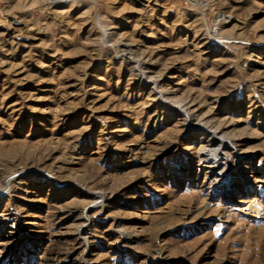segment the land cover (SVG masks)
I'll return each instance as SVG.
<instances>
[{"label": "rangeland", "instance_id": "obj_1", "mask_svg": "<svg viewBox=\"0 0 264 264\" xmlns=\"http://www.w3.org/2000/svg\"><path fill=\"white\" fill-rule=\"evenodd\" d=\"M51 1L0 0V264H264V0Z\"/></svg>", "mask_w": 264, "mask_h": 264}, {"label": "bare ground", "instance_id": "obj_2", "mask_svg": "<svg viewBox=\"0 0 264 264\" xmlns=\"http://www.w3.org/2000/svg\"><path fill=\"white\" fill-rule=\"evenodd\" d=\"M60 1L61 0H59V2ZM143 1L146 2L145 0H143ZM56 4H58L56 0L55 1H51L50 3H48L45 6V9L51 11L49 13H52L53 12L52 10L56 6ZM10 23L14 24V25H19L20 24V22L17 21V19L15 17H11ZM1 26H4V25L0 24V27ZM6 31H7V33H10L12 35V37L21 36V34H20L21 29H19L18 26H14V28H11V29H10V27H7ZM22 35H23L22 39L25 40V41H32V40H34L36 38V37H34L33 35H31L29 33L22 34ZM101 128L102 129L104 128L103 131H101L104 140L106 142H110V136H108V135L112 134V132L108 131L107 127H105V126L101 127ZM138 148L140 150H142V153L144 154L143 151L146 149V147L139 145ZM207 148L208 149H206V151L213 157L211 159V161L208 162V165L205 166L206 175H207L208 180H209V182L211 184V193L215 194L218 191V189L222 188L223 189V191H221L222 198L230 199L231 196H233L235 190L231 189L229 183L224 179L226 170L222 168V166L224 167L225 164H226V166L230 165V164H228V162H225L228 159L227 157H229L228 154H227L228 152L224 151V147H223L222 143H220V144L213 143ZM146 153H147V151H146ZM118 165H121L123 167H127V164L125 162H121V163L118 162ZM220 166H221V168H220ZM226 168L229 169V167H226ZM218 169L221 170V172L219 171V173H218V171H216ZM251 182H253V181H251ZM93 195H95V194H93ZM258 196H259V192H254V191L251 190L248 200L247 201H240L239 202L240 205L237 206V208H235V209L233 208V209L238 211V212H240V213H244V212L250 213V214L251 213H255V214H253V217L256 218L258 216V214H260V213L257 212L258 210L256 211V209H258V208H256V204H257V201H258ZM119 200L120 199H118V198L117 199H113V198L106 199L105 198L104 201L101 200L99 202L98 206H97L98 208L100 207V210L97 213H95V218H99L100 220H111V222H112L111 223V227L115 228V233H117L119 241L121 243L125 244L126 246H131V245H134L137 242V240L139 238L138 234H135V232L126 230L123 227L121 220H119L118 218L116 219L115 217H112L110 214H108V212L106 213L107 208H111V206H113L114 204L118 203ZM91 208H95V207L91 206ZM4 222L8 223V224L11 223L12 222V215H10V216L1 215L0 216V223H4ZM160 253L161 252H159V254Z\"/></svg>", "mask_w": 264, "mask_h": 264}, {"label": "built area", "instance_id": "obj_3", "mask_svg": "<svg viewBox=\"0 0 264 264\" xmlns=\"http://www.w3.org/2000/svg\"><path fill=\"white\" fill-rule=\"evenodd\" d=\"M200 6L202 7V8H208V6H209V3L207 2V1H203L201 4H200ZM215 31H216V29H214L213 30V33H215Z\"/></svg>", "mask_w": 264, "mask_h": 264}]
</instances>
